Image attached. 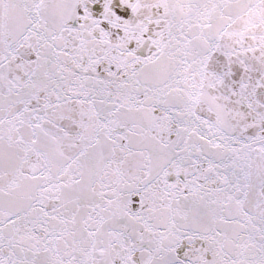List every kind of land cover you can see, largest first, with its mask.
Here are the masks:
<instances>
[{"label": "snow or ice", "instance_id": "snow-or-ice-1", "mask_svg": "<svg viewBox=\"0 0 264 264\" xmlns=\"http://www.w3.org/2000/svg\"><path fill=\"white\" fill-rule=\"evenodd\" d=\"M0 264H264V0H0Z\"/></svg>", "mask_w": 264, "mask_h": 264}]
</instances>
